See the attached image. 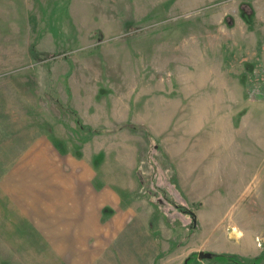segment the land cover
<instances>
[{
	"label": "rangeland",
	"instance_id": "obj_1",
	"mask_svg": "<svg viewBox=\"0 0 264 264\" xmlns=\"http://www.w3.org/2000/svg\"><path fill=\"white\" fill-rule=\"evenodd\" d=\"M263 2L0 0V139L132 202L153 264L237 230L264 249Z\"/></svg>",
	"mask_w": 264,
	"mask_h": 264
},
{
	"label": "crops",
	"instance_id": "obj_2",
	"mask_svg": "<svg viewBox=\"0 0 264 264\" xmlns=\"http://www.w3.org/2000/svg\"><path fill=\"white\" fill-rule=\"evenodd\" d=\"M23 140L21 135L0 139V256L7 257L1 258L0 264H153L158 261L159 253L152 257L149 218L136 215L132 202H123L112 187L110 195L105 194L102 183L92 190V199L88 200L87 190L80 188H75L74 194H79L72 198L71 174L56 167L54 142L37 135L31 138L29 151L25 152ZM62 175L65 179H60ZM105 209L109 210L107 216ZM11 225L16 229L12 237L8 235L13 229ZM254 237L248 231L226 232L224 240L215 238L216 248H196L191 251L196 255L189 253L184 260L190 259L181 264H190L201 251L234 256L242 264L263 257L257 264H264V249L256 245ZM11 238L13 243L8 241ZM197 260L198 264H215L207 263L211 259Z\"/></svg>",
	"mask_w": 264,
	"mask_h": 264
},
{
	"label": "trees",
	"instance_id": "obj_3",
	"mask_svg": "<svg viewBox=\"0 0 264 264\" xmlns=\"http://www.w3.org/2000/svg\"><path fill=\"white\" fill-rule=\"evenodd\" d=\"M88 130H89V132L90 133H92V134H97V133H101V132H103V130H98V129H94L93 127H86ZM214 257H221V258H225V259H228V260H231V261H233L234 263H236V264H242V262L241 261H239L236 257H234V256H229V255H223V256H214ZM190 259V257L187 259V260H189ZM260 259H262V258H258V259H255L254 261H253V264H257V262H258V260H260Z\"/></svg>",
	"mask_w": 264,
	"mask_h": 264
},
{
	"label": "water",
	"instance_id": "obj_4",
	"mask_svg": "<svg viewBox=\"0 0 264 264\" xmlns=\"http://www.w3.org/2000/svg\"><path fill=\"white\" fill-rule=\"evenodd\" d=\"M213 256H215L213 253L211 252H204V251H201L198 253V259L199 260H204V259H212Z\"/></svg>",
	"mask_w": 264,
	"mask_h": 264
}]
</instances>
